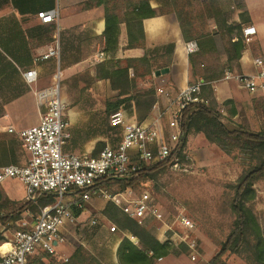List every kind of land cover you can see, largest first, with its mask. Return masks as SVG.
<instances>
[{"label": "rangeland", "instance_id": "374dc122", "mask_svg": "<svg viewBox=\"0 0 264 264\" xmlns=\"http://www.w3.org/2000/svg\"><path fill=\"white\" fill-rule=\"evenodd\" d=\"M92 1V4H88ZM130 1L132 3L135 2L134 0H109V7L112 8V12L122 22L125 21L126 13L131 11V7H128ZM151 2L156 8L153 9L151 7ZM163 2L167 4L163 5ZM202 2L203 0H149L150 7L155 11V15L149 18L151 19L150 22L146 23L145 20L147 19L143 21V34L145 38L143 41H140V44L146 41L147 38L151 42L149 48L151 53L147 51L146 53L153 59L152 63L154 66L166 63L170 59L172 61V56L170 57L169 52L164 51V46L160 45L166 35L165 24L163 25L160 20L167 18V14H173L176 17L175 9H177L181 18L185 21L187 20L189 24H192L194 21L201 24V19H207L204 16ZM96 4V0H86L80 3L79 7H73L66 12L73 16L85 17L86 15H83L82 12L92 11L91 13H93L95 9L102 8L105 17L104 6ZM59 12L61 22L62 13L60 10ZM61 25L63 26L62 22ZM197 30L199 32L202 31L199 28ZM171 32V29H169L168 36L170 43L176 38ZM65 37L70 44V51L68 52L71 54V56L65 59V62L63 57L61 59V69L63 72L62 95L67 103L68 130L71 136L64 146L65 151L67 147L68 150H77L74 151V154H80L79 147L81 144L95 140V138H98L95 148L98 143H104L105 146L116 144L120 138L122 127H113L109 124V116L115 111L124 110L127 114H131L139 108L141 115L147 111V103L153 101L154 104L147 113V119L139 120L141 122L152 120L162 111L164 107L163 100L158 98L156 89L161 85L162 79H165L166 88L170 89L168 80L164 77L165 75L159 77H156L155 73L149 75V67H144L137 62L133 64V68H136V70H133V68L129 69L131 93L126 97H131V101L127 102L123 108L109 110L111 107L108 103H113L116 99L123 98L119 96L118 91L112 90L109 80L99 82L98 80L100 79L96 78L97 66L105 60L106 55L100 56V53L103 52H96L91 58L86 59L85 68L81 73L72 77H66L63 71L65 65L80 59L77 56L79 52L78 38L82 36L81 34L71 32ZM93 42V40H90L89 44ZM170 43L169 45H171ZM140 44H137L136 47H140ZM126 59L137 58H124L119 64H116L113 60L112 64L124 67ZM83 60L85 59L83 58ZM160 70L162 69L158 71ZM222 73L223 69L218 75L220 76ZM151 83L155 86L154 95L144 96L150 90ZM247 101H250L252 106L248 108L242 105L237 110L238 115L233 118V122L251 132H260L264 127V99L254 95L252 99ZM233 104H222L218 107L226 115L234 106ZM182 155L189 157L191 160L188 164V171L173 170L171 167H168L167 171L156 178L146 179L144 182L137 184L135 188L126 190V192L122 193V196L118 195L116 203L124 207L128 200L138 199L142 194L148 193L153 203L164 214L166 223L173 225V229L180 239H172L171 236L174 233H168L163 230L159 234L156 229L160 230L159 228L162 224L151 216H146L139 222L150 232L152 230L157 234V239L168 240L176 248L184 246L187 249L180 256H168L171 262L167 260L164 264H207L219 252L222 242L231 230L234 216L229 208L228 197L231 195V190L228 187L237 182L244 167L252 157L249 151L239 150L230 152L227 148H220L208 142L203 134L190 136ZM17 188L15 192L16 196L24 194V188L21 184H18ZM108 189L113 193L114 190H118L119 188L115 186ZM254 189L256 197L252 202V208L264 228V179L256 183ZM107 202L103 199H93L90 203L86 204V208L90 210V213L87 215L85 211L82 218L87 217L84 218V222L76 225L68 236L67 248L70 249L69 254L78 246H84L87 250H93L94 247L96 249V245L102 243L103 247L107 245V249L108 247L111 249L118 235H122L111 222L101 216ZM100 209L102 210L100 211ZM179 215L188 217L193 222L195 229L186 231L175 225V219ZM34 218V215L27 211L22 214L21 220L11 223L7 228L0 224V235L3 237V240L0 239V245L10 241L17 231L30 229ZM92 218L97 219L98 224L90 227L89 222ZM129 236L132 237L131 235ZM192 240L196 241L193 249L190 246ZM6 248L7 246H3L1 250L3 251ZM158 260L156 263L159 262ZM227 264L246 263L240 257L234 256L229 259Z\"/></svg>", "mask_w": 264, "mask_h": 264}, {"label": "built area", "instance_id": "2783aa9c", "mask_svg": "<svg viewBox=\"0 0 264 264\" xmlns=\"http://www.w3.org/2000/svg\"><path fill=\"white\" fill-rule=\"evenodd\" d=\"M38 18L44 24L55 26V37L43 50L36 49L35 60L36 63L53 61L55 72L49 87L35 91L38 103L44 110L39 123L19 131L14 127L7 130L18 136L28 156L25 166L0 167V186L8 180H15L24 186L26 201L36 204L43 195H52L54 201L40 208L30 229L17 231L10 241L0 245V248L9 245L8 250H0V264H27V256L38 250L58 255L60 260L66 262L68 256L60 257L59 249L67 245L70 229L76 226L78 218L73 214V208L85 209L93 199L114 201L118 195L122 196L110 192L106 182L113 178L136 179L146 166L167 159L176 151L182 136L180 119L183 110L190 105L209 103L204 94V87L209 82L197 81L173 92L166 88L165 79H162L156 91L164 107L156 117L147 122H133L124 110L115 111L109 116V124L122 127L121 141L116 146L107 145L96 155L93 152L82 155L65 153L64 146L71 136L67 103L62 95L60 12L58 9L41 11ZM255 34V27H244L245 43H249ZM185 48L188 55L199 51L195 41L187 42ZM103 55L100 53V56ZM23 75L30 86L38 81L36 70H28ZM219 81L235 82L248 93L264 99V66L255 74L226 69ZM190 161L189 157L175 155L169 167L188 171ZM123 212L138 221L151 216L162 224L160 230L174 233L172 239H180L148 193L128 200ZM97 224V219H92L89 226ZM175 225L186 231L195 229L193 222L185 215H179ZM195 242L192 240L190 243L192 249Z\"/></svg>", "mask_w": 264, "mask_h": 264}, {"label": "crops", "instance_id": "0c3cea01", "mask_svg": "<svg viewBox=\"0 0 264 264\" xmlns=\"http://www.w3.org/2000/svg\"><path fill=\"white\" fill-rule=\"evenodd\" d=\"M84 1L86 0H0V167L26 165L28 154L25 147L16 134H10L7 130L9 127H14L19 131L39 123L44 110L38 103L35 91L49 87L55 72L53 61L36 63L35 60L36 49L43 50L46 45L40 43L43 33L52 29L53 32L55 31L54 25L41 22L38 18L39 12L51 9L61 11L63 24L62 26L60 22L61 59L63 57L64 62L68 56H71L68 52L70 51V44L65 36L71 32L82 36L81 39L78 38L79 52L77 56L80 59L65 65L63 71L66 77L81 73L85 68L86 59L91 58L96 52H103L106 55L102 63L106 64V69L109 71L117 69L116 64H119L124 58H141L146 51L151 53L149 51L151 42L148 38L140 44V47L127 48L128 37L124 22L120 24L117 45L115 48L108 49L104 35L106 23L102 8L95 9L93 13H91L92 11L82 12L83 15H86L85 17L67 14L66 11L73 7H79L80 3ZM165 4L167 3L163 2V5ZM151 7L156 8L152 2ZM220 8L227 25H240L242 27L244 50L241 52L240 59L232 63L233 70L243 74H255L264 66V0H220ZM171 15L167 14V18L160 20L166 27L165 39L160 45L164 46L163 50L172 56V65L167 68L168 73L164 76L168 80L169 90L177 92L186 85L197 81L208 82L211 77L217 76L222 69L224 73V69L229 67L227 49L230 39H236L235 31L231 35L226 34L225 31H220L217 28L214 20L201 19V24L196 21L191 24L189 35L192 38L185 42L181 39L178 20L173 14ZM150 21L151 19L145 20L146 23ZM248 26L255 27L256 34L249 43H245L243 28ZM198 28L202 31L199 32ZM169 29L176 37L171 43L168 36ZM90 40L94 42L89 44ZM189 41H195L198 44L199 51L197 53L191 55L186 53L185 44ZM113 60L116 64H112ZM31 69L37 71L38 81L30 86L26 83L23 74ZM209 83L207 86H210L213 91V98L218 106L226 101H232L237 110L242 105L248 108L252 106L251 102H246V100L252 99L254 95L240 88L237 83L219 80ZM153 104V101L148 102L147 111L141 115L139 108L131 114H127L128 119L133 122H141L139 120L147 119V113ZM121 137L122 130H120L118 142L113 146L121 141ZM97 141L98 138H95V140L82 143L79 147L80 154L76 155L92 153ZM74 151L77 150H68L67 147L66 151L64 150L65 153L69 154H74ZM18 184L21 183L8 180L0 186V189L12 201H25V189L24 194L15 195ZM85 211L87 215L90 213L87 208ZM85 211L78 217L76 225L84 222V218L87 217L82 218ZM101 216L104 218L102 214ZM74 228L70 229V234ZM156 231L161 234L162 230L156 229ZM151 232L157 237V234L152 230ZM120 234L123 236L118 235L111 249L109 247L107 249V245L103 247L102 243L96 245V249L95 247L93 250L89 249L90 252L102 264H119L117 249L123 237H129L134 244L138 245L137 239L123 232ZM67 247L64 245L59 249L60 257L69 254L70 249ZM167 260L171 262L168 257H165L158 260L159 262L156 264H164Z\"/></svg>", "mask_w": 264, "mask_h": 264}, {"label": "trees", "instance_id": "16d2710c", "mask_svg": "<svg viewBox=\"0 0 264 264\" xmlns=\"http://www.w3.org/2000/svg\"><path fill=\"white\" fill-rule=\"evenodd\" d=\"M128 3L131 11L126 13L125 24L127 29L128 43L127 48H134L144 40L143 21L154 17L155 11L150 7L149 0H134ZM92 2L88 4H92ZM96 5H103L105 9L106 29L104 32L106 47L115 48L120 34L121 20L118 18L112 8L109 7V0H96ZM204 16L207 19L214 20L220 31H225L231 35L235 31L236 39H230L228 54V69L234 71L232 63L238 61L241 52L244 50L242 38V27L240 25H227L223 18V12L220 8V0H204L202 2ZM176 10V17L179 21L182 36L185 42L190 40L189 35L191 24L181 18ZM47 11V10H46ZM55 30V26L53 27ZM55 32V31H54ZM53 29L41 36V44H48L53 41ZM54 35V36H53ZM107 49V48H106ZM171 57V55H169ZM152 58L145 52L144 56L137 59H126L124 67H118L115 70L108 71L106 64L101 63L97 66V79L109 80L112 90L118 91L123 99H116L113 103H108L111 108L118 110L123 108L127 102L131 101L130 95V75L129 69L133 68L134 63L149 67V75L156 73L159 69H167L172 65L171 59L166 63L154 66ZM136 70V68H133ZM223 73L219 76L211 77L210 81L221 79ZM208 81V82H210ZM155 86L151 83L150 90L146 93L154 95ZM204 94L209 99L207 105H190L182 112L180 127L182 136L177 144V149L167 159L161 160L155 164L146 166L140 177L136 179L113 178L106 182L108 188L118 187L114 194H122L126 190L135 188L139 183L146 179H153L167 171L170 160L173 156H183V151L187 146L190 136L203 134L206 140L220 148H227L230 152L249 151L251 159L244 167L243 172L235 184L229 185L231 195L229 198V208L234 219L231 230L221 244L219 252L207 264H227L229 259L234 256L240 257L246 264H264V228L256 217L252 202L256 197L254 185L264 179V127L260 132H251L244 127L233 122V118L238 115L235 106L228 111L226 115L219 109L216 100L213 98V91L210 86L204 87ZM233 104L232 101H226L223 105ZM234 105V104H233ZM264 115V110H263ZM104 143H98L93 151L96 155L103 147ZM52 195H43L36 204L29 201H12L3 190L0 189V224L8 227L11 223L21 220L24 212L29 211L34 217L43 208L53 203ZM85 209L73 208L75 217H79ZM102 214L111 222L115 229L120 232H126L138 240V245L134 244L127 236L123 237L117 249V258L119 264H156V261L170 255L180 256L187 250L181 246L176 248L168 240L159 241L145 226L138 220L131 218L123 212V205L114 201H108ZM0 239L3 237L0 235ZM67 261L59 259L58 255H49L38 250L27 256V264H102L89 250L84 246H78L67 255Z\"/></svg>", "mask_w": 264, "mask_h": 264}, {"label": "water", "instance_id": "95a60500", "mask_svg": "<svg viewBox=\"0 0 264 264\" xmlns=\"http://www.w3.org/2000/svg\"><path fill=\"white\" fill-rule=\"evenodd\" d=\"M167 73H168V69H162V70H160V71H157V72L155 73V76H156V77H159V76L165 75V74H167Z\"/></svg>", "mask_w": 264, "mask_h": 264}, {"label": "bare ground", "instance_id": "6f19581e", "mask_svg": "<svg viewBox=\"0 0 264 264\" xmlns=\"http://www.w3.org/2000/svg\"><path fill=\"white\" fill-rule=\"evenodd\" d=\"M3 246H7V248H6V249H4L3 251H6V250H8V249H9V245H2V247H3ZM2 247H1V248H2ZM1 248H0V250H1Z\"/></svg>", "mask_w": 264, "mask_h": 264}]
</instances>
